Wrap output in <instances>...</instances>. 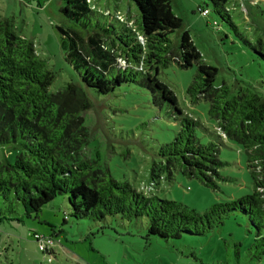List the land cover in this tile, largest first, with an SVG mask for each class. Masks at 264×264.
I'll use <instances>...</instances> for the list:
<instances>
[{
	"label": "trees",
	"instance_id": "16d2710c",
	"mask_svg": "<svg viewBox=\"0 0 264 264\" xmlns=\"http://www.w3.org/2000/svg\"><path fill=\"white\" fill-rule=\"evenodd\" d=\"M130 1L138 10L136 22L123 14L119 17V10L99 11L96 0H60L61 15L76 27L56 29L64 41V60L80 83H68L55 93L50 91L54 72L40 59L33 42L17 32L13 19L0 14V147L16 149L13 162L0 159V198L10 213L17 208L22 217L38 219L43 208L64 197L69 211L63 224L146 219V236L164 241L202 238L234 214L244 216L260 233L264 229V95L249 85L216 84L217 69L204 64L187 31L173 48L171 36L181 30L183 21L173 12L171 0ZM243 6L247 21L231 0H201L197 12L203 17L213 14L231 27L264 65V7L257 0ZM251 8H257L258 15ZM171 65L196 68L186 94L190 104H208V117L215 123L214 141H201L199 133L207 130L179 108L173 91L162 81ZM122 86L147 92L152 105L165 108L166 118L177 124L172 140L154 154L144 186L150 195L116 181L97 160L80 157L91 137L85 114L93 108L92 98L108 97ZM227 142L238 146L245 157L249 194L212 204L203 213L151 195L175 176L217 190L220 181L228 180L220 174L227 163L219 159ZM35 242L39 243L38 237ZM263 246L264 239L256 240L248 250L259 255ZM39 251L52 263V252Z\"/></svg>",
	"mask_w": 264,
	"mask_h": 264
},
{
	"label": "rangeland",
	"instance_id": "374dc122",
	"mask_svg": "<svg viewBox=\"0 0 264 264\" xmlns=\"http://www.w3.org/2000/svg\"><path fill=\"white\" fill-rule=\"evenodd\" d=\"M231 1L238 14H243L239 15L241 19L247 21L243 5L249 7L252 0ZM200 2L171 0L173 12L183 21L181 30L171 36L173 48L177 47L182 32L187 31L204 64L217 69L216 84L249 85L264 95L261 59L216 16L200 15L197 12ZM257 3L264 7V0ZM96 6L103 13L119 10V17L123 14L132 22L139 17L130 0H96ZM60 8V0H0V14L13 19L17 32L33 42L40 59L54 72L55 80L50 87L53 93L68 83H80L78 74L64 60V41L56 29L76 26L63 18ZM251 11L258 15L257 8ZM100 20L111 21L105 17ZM257 21L262 23L259 17ZM112 24L120 26L115 21ZM239 30L245 33L241 27ZM195 71V67L182 70L171 65L162 81L173 91L179 108L207 130L199 133L206 143L215 139V123L208 117V104L204 101L190 104L186 94ZM92 103L93 108L85 114L91 137L80 157L97 160L116 181L128 182L141 188L144 195H150L144 186L154 154L172 140L177 124L166 118L165 108L160 110L152 105L147 92L134 86H122L108 97L92 98ZM225 146L219 159L227 165L220 174L228 180L220 181L217 190L175 176L171 183L162 182L151 195L203 213L212 204L249 194L251 181L245 157L238 146L228 142ZM15 155L16 149L0 147V159L13 162ZM51 203L43 208L38 219H33L22 217L17 208L14 214L10 213L0 198V264H48V256L38 249L45 242L50 243L49 252L53 253L50 264H264V246L259 255L248 250L254 241L264 239V229L257 233L248 219L238 214L230 215L223 226L202 238L164 241L146 236V219L126 221L115 217L107 218L103 224L88 220H69L63 224L64 214L69 211L66 199L58 197Z\"/></svg>",
	"mask_w": 264,
	"mask_h": 264
},
{
	"label": "built area",
	"instance_id": "2783aa9c",
	"mask_svg": "<svg viewBox=\"0 0 264 264\" xmlns=\"http://www.w3.org/2000/svg\"><path fill=\"white\" fill-rule=\"evenodd\" d=\"M49 244L48 242L43 243L42 245H40L39 250H49Z\"/></svg>",
	"mask_w": 264,
	"mask_h": 264
}]
</instances>
